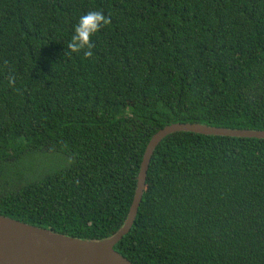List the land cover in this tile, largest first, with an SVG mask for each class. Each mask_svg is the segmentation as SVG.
<instances>
[{"label":"trees","instance_id":"trees-1","mask_svg":"<svg viewBox=\"0 0 264 264\" xmlns=\"http://www.w3.org/2000/svg\"><path fill=\"white\" fill-rule=\"evenodd\" d=\"M91 10L107 23L90 55L70 52ZM175 122L264 130V0H0L1 215L114 235L148 142ZM115 249L134 264H264V138L168 134Z\"/></svg>","mask_w":264,"mask_h":264},{"label":"water","instance_id":"water-1","mask_svg":"<svg viewBox=\"0 0 264 264\" xmlns=\"http://www.w3.org/2000/svg\"><path fill=\"white\" fill-rule=\"evenodd\" d=\"M264 138V130L234 129L200 123L175 122L158 130L147 144L136 192L124 225L112 236L87 240L27 224L0 214V264H134L115 249L130 232L145 191L152 155L160 141L176 131Z\"/></svg>","mask_w":264,"mask_h":264},{"label":"clouds","instance_id":"clouds-1","mask_svg":"<svg viewBox=\"0 0 264 264\" xmlns=\"http://www.w3.org/2000/svg\"><path fill=\"white\" fill-rule=\"evenodd\" d=\"M106 23V17L98 10H91L80 15L73 27V33L67 44L68 50L70 52L84 50L85 55H90V52L87 50L92 48V37ZM9 83H11V79Z\"/></svg>","mask_w":264,"mask_h":264}]
</instances>
